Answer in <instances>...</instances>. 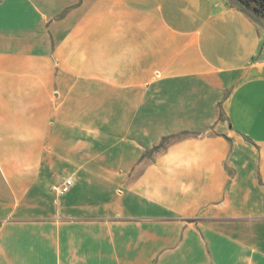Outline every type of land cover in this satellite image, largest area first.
Returning a JSON list of instances; mask_svg holds the SVG:
<instances>
[{
	"label": "crops",
	"instance_id": "crops-1",
	"mask_svg": "<svg viewBox=\"0 0 264 264\" xmlns=\"http://www.w3.org/2000/svg\"><path fill=\"white\" fill-rule=\"evenodd\" d=\"M0 264H264V16L0 0Z\"/></svg>",
	"mask_w": 264,
	"mask_h": 264
},
{
	"label": "trees",
	"instance_id": "trees-1",
	"mask_svg": "<svg viewBox=\"0 0 264 264\" xmlns=\"http://www.w3.org/2000/svg\"><path fill=\"white\" fill-rule=\"evenodd\" d=\"M246 6L264 16V0H240Z\"/></svg>",
	"mask_w": 264,
	"mask_h": 264
},
{
	"label": "built area",
	"instance_id": "built-area-1",
	"mask_svg": "<svg viewBox=\"0 0 264 264\" xmlns=\"http://www.w3.org/2000/svg\"><path fill=\"white\" fill-rule=\"evenodd\" d=\"M70 184H71V181L70 180H66L64 182V184L61 186V188L59 189V191H61V192L66 191Z\"/></svg>",
	"mask_w": 264,
	"mask_h": 264
}]
</instances>
